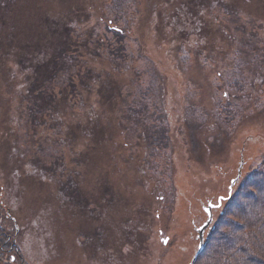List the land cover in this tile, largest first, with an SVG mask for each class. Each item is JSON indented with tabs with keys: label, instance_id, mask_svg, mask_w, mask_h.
Wrapping results in <instances>:
<instances>
[{
	"label": "rangeland",
	"instance_id": "374dc122",
	"mask_svg": "<svg viewBox=\"0 0 264 264\" xmlns=\"http://www.w3.org/2000/svg\"><path fill=\"white\" fill-rule=\"evenodd\" d=\"M257 167L264 0H0L9 264H190Z\"/></svg>",
	"mask_w": 264,
	"mask_h": 264
},
{
	"label": "trees",
	"instance_id": "16d2710c",
	"mask_svg": "<svg viewBox=\"0 0 264 264\" xmlns=\"http://www.w3.org/2000/svg\"><path fill=\"white\" fill-rule=\"evenodd\" d=\"M119 33L121 29L115 30ZM47 103L50 108L56 105L54 99L48 98ZM16 236V230L8 231L0 222L2 264L13 262L12 258L22 263ZM192 264H264V167L253 169L226 197L205 230L203 248Z\"/></svg>",
	"mask_w": 264,
	"mask_h": 264
},
{
	"label": "water",
	"instance_id": "95a60500",
	"mask_svg": "<svg viewBox=\"0 0 264 264\" xmlns=\"http://www.w3.org/2000/svg\"><path fill=\"white\" fill-rule=\"evenodd\" d=\"M233 183V182H232ZM213 208L212 204H209L207 207V213H208V219L207 221L197 230L198 233V240H199V244H198V249L194 255V257L192 258V261L190 264H192L197 256V254L202 250L203 248V240H204V231L206 230V228L210 225V223L212 222V214H211V209Z\"/></svg>",
	"mask_w": 264,
	"mask_h": 264
},
{
	"label": "snow or ice",
	"instance_id": "6c2138e0",
	"mask_svg": "<svg viewBox=\"0 0 264 264\" xmlns=\"http://www.w3.org/2000/svg\"><path fill=\"white\" fill-rule=\"evenodd\" d=\"M205 211H207V209H205ZM164 243H165V244H167V243H168V241H167V240H165V241H164Z\"/></svg>",
	"mask_w": 264,
	"mask_h": 264
}]
</instances>
